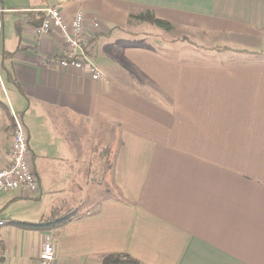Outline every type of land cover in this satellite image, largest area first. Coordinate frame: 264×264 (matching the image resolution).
<instances>
[{"label": "crops", "instance_id": "crops-1", "mask_svg": "<svg viewBox=\"0 0 264 264\" xmlns=\"http://www.w3.org/2000/svg\"><path fill=\"white\" fill-rule=\"evenodd\" d=\"M0 5V169L13 110L38 180L35 194L0 192V264H38L46 235L50 264H101L110 253L141 264H264V0ZM54 6L65 21L84 13L85 47L102 79L57 64L60 31L36 39ZM143 11L169 22L171 37L161 42L149 22L130 18ZM186 28L189 40L179 34ZM151 40L190 43L201 56ZM104 144L115 197L89 192Z\"/></svg>", "mask_w": 264, "mask_h": 264}, {"label": "built area", "instance_id": "built-area-1", "mask_svg": "<svg viewBox=\"0 0 264 264\" xmlns=\"http://www.w3.org/2000/svg\"><path fill=\"white\" fill-rule=\"evenodd\" d=\"M6 11L0 5V38L3 34L2 14ZM94 29H99L97 21H91ZM60 31L64 42L62 54L57 58V64L62 67H72L85 71L89 77L96 81L103 77L102 71L95 64L90 54L85 49L86 38L84 37L85 16L82 11H76L70 21H65L59 7L45 9L42 21L35 28V37L47 35L52 30ZM12 138L7 152L8 163L0 169V191L21 189L35 194L38 191V180L28 160V135L19 115L11 110ZM6 224L0 218V229ZM2 252L0 250V258ZM54 260V244L49 235H46L38 255V264H50Z\"/></svg>", "mask_w": 264, "mask_h": 264}, {"label": "rangeland", "instance_id": "rangeland-1", "mask_svg": "<svg viewBox=\"0 0 264 264\" xmlns=\"http://www.w3.org/2000/svg\"><path fill=\"white\" fill-rule=\"evenodd\" d=\"M145 29L150 30V32L152 34H156L158 33L160 35V41L162 42V39L171 37L172 33H168L169 31H166L165 29H162L160 27H158L155 24L152 23H147L146 26H144ZM180 31V35L184 36V38H186L187 40H189V37L191 38V31L190 29L186 28V29H181ZM178 31V32H179ZM186 36V37H185ZM159 41V40H158ZM157 40H151V44L153 47H159L161 48L164 52L167 53H176L179 56H182L183 58L186 59H191V58H198L201 56L200 52H196L192 50V46L190 43H185V42H181L178 41L176 48H174L173 46L169 47L167 44L166 46L162 45L160 46L159 44L161 42H158ZM109 145V144H108ZM105 145L103 146V151H102V161L98 162L97 164H95V170H93V173L97 174V176H92L91 180L92 182L96 181V184L98 186H94V188H91L89 190V192H96V195L98 196L99 193H101V195L103 197H115L118 196L119 192L117 191V189L114 186V183L112 181V173L110 172V168H111V161H112V152L110 151V149L108 150ZM96 171V172H95ZM0 192H5V191H0Z\"/></svg>", "mask_w": 264, "mask_h": 264}, {"label": "trees", "instance_id": "trees-1", "mask_svg": "<svg viewBox=\"0 0 264 264\" xmlns=\"http://www.w3.org/2000/svg\"><path fill=\"white\" fill-rule=\"evenodd\" d=\"M133 17L139 21H146V22L155 24L158 27L165 29L166 31H170L172 29V25L169 22L155 17V15L150 11H143V12H140L139 14H137L135 16L130 15V18H133ZM41 21H42V19H41ZM40 22H39V24H40ZM85 49H86L87 53L89 54L90 50H88L86 47H85ZM10 116H11V111H10ZM11 121H12V118H11ZM68 219H69V216H65L64 218L58 219V220L53 221L51 223L52 224H60V223L67 221ZM16 223L22 227H27V228H40V227H43L46 224H48L47 222L41 223V224H31V223H25V222H16ZM101 264H141V263L137 259L129 256L126 253H110V254L103 256V258L101 260Z\"/></svg>", "mask_w": 264, "mask_h": 264}]
</instances>
